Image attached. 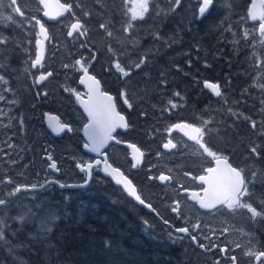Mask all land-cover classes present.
<instances>
[{
    "label": "trees",
    "instance_id": "trees-1",
    "mask_svg": "<svg viewBox=\"0 0 264 264\" xmlns=\"http://www.w3.org/2000/svg\"><path fill=\"white\" fill-rule=\"evenodd\" d=\"M61 1L71 5V11L55 23L46 22L55 51L46 54V70L56 74L49 54L57 52L54 46L62 39V45L73 47L68 50L71 70L76 67L73 55L87 56L104 86L114 87L117 95L123 93L121 103L125 98L131 105L125 114L135 133L151 141L160 126L185 121L200 127L204 142L244 170L246 179L252 181L251 194L264 202V39L248 20L251 0H214L202 18L201 0H181L179 5L174 0H150L143 20H131L127 0ZM18 5L27 9L28 20L30 15L41 18L37 0H18ZM75 19L84 28L80 41L67 40L68 26ZM129 20L132 26L124 31ZM157 34L160 39L155 38ZM24 41L22 35V73L31 69L34 57V43ZM141 60L144 63L137 69ZM117 62L130 73L128 77L119 71L104 72L117 70ZM206 80L219 84L220 96L205 88ZM57 102L61 103L58 96ZM72 125L71 132H77L79 125ZM253 147L259 156L252 153ZM26 158L21 150L19 160ZM10 166L5 161L0 179L5 196L14 190L13 184H19L18 171H11ZM253 172L257 173L254 179ZM28 193L33 195L22 191L9 198V205L0 206L5 224L0 264L216 262L189 239L170 233L153 213L111 182L91 181L83 188L54 186ZM19 216L25 217L22 222L16 219Z\"/></svg>",
    "mask_w": 264,
    "mask_h": 264
},
{
    "label": "flooded vegetation",
    "instance_id": "flooded-vegetation-1",
    "mask_svg": "<svg viewBox=\"0 0 264 264\" xmlns=\"http://www.w3.org/2000/svg\"><path fill=\"white\" fill-rule=\"evenodd\" d=\"M129 2L130 0H127V3ZM9 4L10 0H0L2 5L0 7V37L6 38V42L0 44V64L7 65L10 58V67L0 68V74L9 81L8 84H0V95L5 96V100H0V112L3 113L0 114V179L7 161L11 163L8 167L11 171H18L17 186L30 187L34 183L40 185L49 181L45 188H50L60 187L59 184H81L87 179L88 185L91 181L111 182L114 188L126 195L121 187L104 175L102 162L105 161L118 168L130 179L144 202L151 205L154 212H150L170 233L187 238L198 248L212 254L216 258L215 264H264V257L257 260L255 255H245L248 251L253 253L264 251V219L252 218L247 209L229 212L226 208L217 206L211 210H205L189 199V191L202 194L204 183L198 178L207 173V168L215 165V159L209 157L195 140L176 131H169L175 123L167 127L160 126L161 130L152 137L151 141L147 138L148 136L135 133L134 127L129 125V121L132 122V120L128 121L125 114V111L129 109V103H121L123 94L117 95L111 85L107 88L104 86L96 68L87 56L78 58L73 55V60H80L83 67L88 69V73L98 79L102 91L113 95L115 102L119 99L120 106L117 104V108L125 116L128 127L125 129L118 127L112 135L116 141L136 145L142 153L141 164L133 167L130 151L115 141L110 142L98 155L86 151L84 145L87 143L82 128L87 122V117L78 105V97L85 99L87 92L79 84L82 72L78 65L74 71L69 68L72 55L68 56V50H72L73 47L64 43L62 45V39H58V43L55 44L58 49L53 56L56 74L41 85H36V75L39 72L49 71L45 68L49 58H45L42 65L37 68L31 67L25 73H22L20 61L22 35L24 42L29 40L30 43H35L36 18L33 19L35 16L30 15L28 20L27 9L21 8L27 20L19 14H14L16 23L8 21L6 17L13 14ZM72 39L80 41L84 39V36L77 33L67 38V40ZM52 43L51 38L46 45V54L50 51ZM60 65L63 67L59 70ZM117 71L104 70V72ZM53 78L55 81L48 83ZM57 96L61 103L57 102L55 105ZM45 114H55L60 123L67 124L70 128L74 127L72 124L77 123L79 128L77 132L64 131L52 134L44 127ZM37 122L40 123L38 127ZM198 139L210 151L216 152L204 142L203 136H198ZM169 140L176 145L175 148L163 147ZM21 150L27 156L24 161L19 160ZM216 154L227 159L225 155L218 152ZM5 157H7L6 160ZM80 161L92 164L91 176L81 173L76 167ZM53 162L56 163L58 171L55 169L52 171L48 167ZM162 175L168 179L159 181ZM3 189V183H1L0 193H3ZM243 199L251 203L257 211H264V202L258 195L251 194ZM164 220L168 223L165 224ZM178 228H187L188 232H177ZM225 228L228 229L227 232L224 231ZM192 237L196 239L193 240ZM220 249L225 251L221 252ZM233 257L236 258L235 262Z\"/></svg>",
    "mask_w": 264,
    "mask_h": 264
},
{
    "label": "snow or ice",
    "instance_id": "snow-or-ice-1",
    "mask_svg": "<svg viewBox=\"0 0 264 264\" xmlns=\"http://www.w3.org/2000/svg\"><path fill=\"white\" fill-rule=\"evenodd\" d=\"M40 3H45V0H40ZM175 5H179L181 3V0H174ZM214 4V0H202V4L200 6L199 12L201 14V18L204 16L206 12L209 11L210 7ZM149 6H150V0H139L138 4V11L134 10L132 13L131 20H137L141 19L143 20L145 17V14L149 12ZM2 7V5H0ZM61 7L64 8L65 11H71V5H61ZM9 8L11 9L13 14H10L6 17V19L12 23H16L15 15L14 14H19L20 17H23L25 20H27V17H25L24 12L21 10V7L18 5V0H10ZM45 16H48L49 13L45 12ZM85 15H89L88 13H85ZM249 17L252 20L259 19L260 24H259V32L260 36L264 37V11H262L257 17V15L250 10L249 11ZM35 19V17H33ZM131 20L128 21V26L124 28V31H128V29L132 26ZM37 24H40V22L37 20ZM101 28L107 30V25L106 24H101ZM72 31L68 32L69 36L73 35L74 31H80V34H84L83 32V25L77 21L76 23H73L71 25ZM40 32L45 35L47 38V32L44 28L43 24H40ZM111 35V32L108 33ZM247 35V33L245 34ZM156 39H160L159 35L155 37ZM6 38L0 37V44L5 43ZM37 45L40 44V41H36ZM111 51V49H109ZM42 55L40 51H37L36 57L34 60L31 61V66L35 67L41 62ZM144 63L143 60L140 61V63H137L135 67L137 69L141 68V65ZM77 65H81V68L83 69L85 75H87L88 69L84 68L83 65L81 64L80 60L76 61ZM10 67V58L8 61L7 65L0 64V68H7ZM116 69L121 72L125 77H128L130 73L126 71L123 67H121V64L117 62L115 64ZM45 77L41 75L37 79V83L39 81L44 80ZM89 80H93L96 85L99 84V81H95L94 77L89 76ZM9 81L5 79V76L0 74V84H8ZM205 87L211 88L213 93L216 96L221 95V91L218 85H210L205 83ZM261 87H264L262 85ZM9 91L11 89H8ZM123 94V93H122ZM176 95H179V93H176ZM98 99L95 104H93L91 107L88 105H85V111L88 113L89 119L91 123L89 125H85V128H91L92 131L89 133V138L92 141L93 147L89 148L88 144H85V148H89V151L91 152H96L100 153V148L103 147V145L107 142L109 139H115L111 135V133L117 128V127H123L127 128L128 124L125 122L124 117L121 116L119 113L115 111V106L111 104L112 97L108 96L106 93H98ZM0 100H5L4 95H0ZM107 101L108 103H105ZM13 103L18 102V101H12ZM126 104L128 103L127 100L124 101ZM169 104H172V101H169ZM131 107V105H129ZM172 107H176L175 104H172ZM0 114H3L0 112ZM47 115V114H45ZM204 124H207V121L203 122ZM253 127H255V123H253ZM185 128H191V131L198 134V136H203L204 133L202 132L200 127H194L192 125L188 124H174L169 128V131L172 129H185ZM53 130L56 131L58 134L64 131L71 132L73 131L72 128H70L67 124H62L58 120L55 121V124L53 125ZM197 135L190 136V139L195 140L197 143L200 144V146L204 149V152L207 153L209 157H213L216 161L217 167L212 168L209 167L206 169L207 173L209 175H201L199 177V180L202 181L204 184L207 185L203 190L206 194L210 195V199L207 202L201 201V207L202 208H207V209H213L219 206V208H226L229 212H235L238 209H247L249 213H251L252 218L260 217L264 219V212H259L251 203L245 202L243 198L249 197L251 195L250 187L249 185L252 183L251 180L246 179L244 170L237 169L235 167H232L230 164L227 163L226 158H221L216 154V152L210 151L208 147H206L200 139H198ZM9 147H12L11 145H8ZM130 147H135L130 146ZM164 148H175L176 145L172 143V140H169L167 143L163 145ZM137 151H139L137 149ZM252 153L256 154L259 156V152L257 148L253 147L251 149ZM102 155V153H101ZM51 159V157H49ZM15 163V161H13ZM99 162L97 161V164ZM223 164L224 165V170H222L219 166ZM135 167V164L132 165ZM50 169H55L59 170L57 168V165L55 162L51 163L48 166ZM76 167L79 168L81 173H86L87 176L92 175V164L87 163L85 161H80L76 164ZM22 175V173L20 174ZM253 179L256 177L257 173L253 172L251 173ZM160 179L167 180L168 177L166 176H161ZM9 184H13L11 179L8 180ZM49 181H45V184L37 185V184H31L30 189H36L37 187H45ZM55 183L59 184L58 181H55ZM88 180H84V184H87ZM60 187H68V185L64 184H59ZM83 186V185H81ZM13 191H9L7 193V196H5L3 193H0V206H7L10 204V197L14 196L16 193H20L22 191H28V188H23L21 186H17L13 184ZM133 196H135V199L139 201L140 204H144V200L140 198L139 195H136L135 191L131 193ZM148 207H151V205H148ZM175 211V209H173ZM221 214H223L221 212ZM24 216H19L16 219L20 220L21 222L24 220ZM164 223L167 224L168 221L164 220ZM5 227L4 224V219L3 217H0V238L3 236V229ZM42 228H45L46 225L42 224ZM177 232L180 233H187L188 229L187 228H178L176 230ZM225 232L228 231L227 228L224 229ZM193 240H195V237H192ZM203 247V245H200ZM239 247V245H237ZM221 252H224L225 249H220ZM245 255L247 256H253L255 255V258L259 260L261 257H264V251L258 252V253H253L251 251L245 252ZM233 262H235L236 258L233 257Z\"/></svg>",
    "mask_w": 264,
    "mask_h": 264
},
{
    "label": "water",
    "instance_id": "water-1",
    "mask_svg": "<svg viewBox=\"0 0 264 264\" xmlns=\"http://www.w3.org/2000/svg\"><path fill=\"white\" fill-rule=\"evenodd\" d=\"M37 2H38V5L40 7V10H41V18L35 20L36 30H37V37H36V40H35V43H34V57H33L32 60L35 59L37 51H40V53L42 55V59H41V62L38 65H36L35 67L41 65L44 62L46 45L51 39V35H50L49 30H48V27L46 26V22L47 23H55V22L65 18L68 15V13L70 12V11H65L64 8L61 7V5H69V4L65 3V2H62L61 0H45V3H40V0H37ZM201 4H202V0L200 2L199 9H200ZM263 4H264V0H251L250 3H249L248 9H247V17H248L250 22L258 24V31H259L260 20L259 19L252 20L249 17V11L252 10L257 15V17H259L260 13L262 11H264ZM199 9H198V11H199ZM45 12H48L49 15L45 16L44 15ZM199 16H201L200 12H199ZM37 20L40 22V24L44 25V28H45V30L47 32V38L45 37L44 34H42L40 32V24L36 23ZM77 21H79L82 24V22L80 20L75 19L74 21H72L70 23V25L68 27V32L72 31L71 25L73 23H76ZM68 32H67V37L68 38H71L73 35H75L77 33H80V31H74L73 35L69 36ZM263 39H264V37H263ZM37 40L40 41L39 45H37V43H36ZM35 67H32V68H35ZM78 67H79L80 71L82 72V74L79 77V84L87 92V96H86L85 99H81V98L78 97V105L83 110L84 114L87 117V122L83 125L82 133H83V136H84V139H85L86 143L89 145V148H91V147H93V144H92V141L89 138V133L92 131V129L91 128H88V129L85 128V125H89L91 123V121L89 119L88 113L85 111V105H88L89 107H91L93 104L96 103L97 99L99 98L98 97V93H106V92L102 91V87H101L100 82H99L98 85H96L93 80H89L88 79L89 76H91V77H94V76H92L88 72H87V75H85L83 69L81 68V65H78ZM41 75H43L45 77V79L41 80V81H39V83H37V79ZM51 76H52V71L51 70L46 71V72H39L36 75V78H35L36 85H41L44 81H46ZM95 81H98V79L95 78ZM206 82H207V84H210V85H218L219 86V84L217 82L210 81V80H206L204 82V84H203L204 86H205ZM263 85H264V82H263ZM205 88L208 89L212 94H214L211 88H208V87H205ZM262 89L264 91V87H262ZM106 94L108 96L112 97V100H111L110 103L115 106V111L117 113H119L121 116H123L124 120L126 122L125 116L122 113H120L118 111L117 107H116V103H115L113 95H111L109 93H106ZM105 103H108V102L105 101ZM56 120H57V117L55 115H53V114H47V115L44 116L45 127H46L47 130L51 131L53 134H57V132L53 130V125L55 124ZM175 124H188V123H186V122H177ZM188 125H190V124H188ZM121 128H123V127H121ZM123 129H125V128H123ZM172 130L176 131V132H178L180 134H184V135H186L188 137L193 136V135H197L196 133L191 131V128H185L183 130H181V129H172ZM114 131L111 133V135L114 133ZM114 141L116 143L122 145L123 147L127 148L130 151V154H131L130 158L133 160V164H135V167L137 165L141 164L142 153L136 147V145H134L132 143L119 142V141H116L115 139H109L103 145V147L100 148V151L103 150L105 147H107L110 142H114ZM133 145L135 146L134 148L130 147V146H133ZM85 149H86L87 152H90L87 148H85ZM137 149L139 151H137ZM90 153L98 155V153H96V152H90ZM221 158H224V157H221ZM227 163L230 164L229 161H227ZM102 164H104V167H103L104 175L109 177L117 186L121 187L123 189L124 193L129 198H131L137 205L145 207L148 211H153L152 207H148L149 204H147L146 202H144V204H140L139 201H137L135 199V196H133L131 194L133 192V190H134L136 195H139L137 190H136V188H135V186H134V184L130 181V179H128L118 168L112 166L111 164H109V163H107L105 161L102 162ZM231 166L234 167L233 165H231ZM215 167H217L216 161H215V165L212 168H215ZM219 167L222 170H224V165L223 164H221ZM235 168H237V167H235ZM237 169H239V168H237ZM51 170L53 171V169H51ZM205 175H209V174L206 173ZM198 180H199V178H198ZM159 181L162 182V180L160 178H159ZM81 185L85 186L86 184H84V183L83 184H79V185H77L75 187H83ZM205 187H207L206 184H204V188ZM189 192H190L189 199L191 201H193V202H196V204L200 208H202L201 207V201L207 202L210 199V195L206 194L204 192V190H202V194L201 195L196 193V192H192V191H189ZM202 209L211 210V209H207V208H202Z\"/></svg>",
    "mask_w": 264,
    "mask_h": 264
},
{
    "label": "rangeland",
    "instance_id": "rangeland-1",
    "mask_svg": "<svg viewBox=\"0 0 264 264\" xmlns=\"http://www.w3.org/2000/svg\"><path fill=\"white\" fill-rule=\"evenodd\" d=\"M138 4H139V0H130V2L129 3H126V7H127V10H128V12H129V14H130V16H132V13H133V11L134 10H136V11H138ZM56 46H54V48H55ZM50 53H53V52H55L53 49H50V51H49ZM50 55H52V56H54V54H50ZM72 65V64H71ZM69 66V65H68ZM72 66H69V68H71ZM260 74V73H259ZM51 188V187H50ZM46 189H49V188H46ZM26 194H28V195H33V193H28V192H26Z\"/></svg>",
    "mask_w": 264,
    "mask_h": 264
},
{
    "label": "bare ground",
    "instance_id": "bare-ground-1",
    "mask_svg": "<svg viewBox=\"0 0 264 264\" xmlns=\"http://www.w3.org/2000/svg\"><path fill=\"white\" fill-rule=\"evenodd\" d=\"M60 188V187H59Z\"/></svg>",
    "mask_w": 264,
    "mask_h": 264
}]
</instances>
